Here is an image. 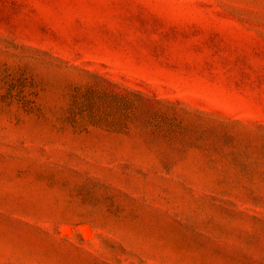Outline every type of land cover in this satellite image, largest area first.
Segmentation results:
<instances>
[{
	"label": "rangeland",
	"instance_id": "1",
	"mask_svg": "<svg viewBox=\"0 0 264 264\" xmlns=\"http://www.w3.org/2000/svg\"><path fill=\"white\" fill-rule=\"evenodd\" d=\"M0 264H264V0H0Z\"/></svg>",
	"mask_w": 264,
	"mask_h": 264
}]
</instances>
